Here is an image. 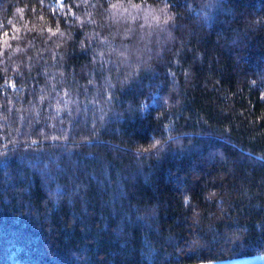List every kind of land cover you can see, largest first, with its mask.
<instances>
[{
    "label": "trees",
    "instance_id": "trees-1",
    "mask_svg": "<svg viewBox=\"0 0 264 264\" xmlns=\"http://www.w3.org/2000/svg\"><path fill=\"white\" fill-rule=\"evenodd\" d=\"M264 253V0H0V264Z\"/></svg>",
    "mask_w": 264,
    "mask_h": 264
},
{
    "label": "clouds",
    "instance_id": "clouds-1",
    "mask_svg": "<svg viewBox=\"0 0 264 264\" xmlns=\"http://www.w3.org/2000/svg\"><path fill=\"white\" fill-rule=\"evenodd\" d=\"M232 264H264V254L251 257H237L234 258Z\"/></svg>",
    "mask_w": 264,
    "mask_h": 264
},
{
    "label": "rangeland",
    "instance_id": "rangeland-1",
    "mask_svg": "<svg viewBox=\"0 0 264 264\" xmlns=\"http://www.w3.org/2000/svg\"><path fill=\"white\" fill-rule=\"evenodd\" d=\"M259 254H264V253H259ZM255 255H258V254L234 256V257L221 258V259H216V260L200 261V262H195V263H190V264H232V261L234 260V258L251 257Z\"/></svg>",
    "mask_w": 264,
    "mask_h": 264
}]
</instances>
